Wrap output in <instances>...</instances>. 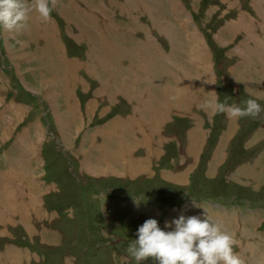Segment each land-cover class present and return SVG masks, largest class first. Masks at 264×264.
<instances>
[{"label":"rangeland","instance_id":"1","mask_svg":"<svg viewBox=\"0 0 264 264\" xmlns=\"http://www.w3.org/2000/svg\"><path fill=\"white\" fill-rule=\"evenodd\" d=\"M49 3L0 28V264H136L146 219L203 213L264 264V112L207 106L264 105V0Z\"/></svg>","mask_w":264,"mask_h":264},{"label":"clouds","instance_id":"2","mask_svg":"<svg viewBox=\"0 0 264 264\" xmlns=\"http://www.w3.org/2000/svg\"><path fill=\"white\" fill-rule=\"evenodd\" d=\"M32 6L42 18H50L49 0H34ZM30 11L28 0H0V28L10 31L26 28ZM241 103L243 106L229 104L227 98L221 101L217 94L207 106L230 118L258 117L264 112V105L258 99L249 97ZM237 243L234 234L225 231L221 222L209 218L206 213L180 214L166 221L163 228L157 219H146L126 251L136 264L149 258L156 264H244L235 251Z\"/></svg>","mask_w":264,"mask_h":264},{"label":"bare ground","instance_id":"3","mask_svg":"<svg viewBox=\"0 0 264 264\" xmlns=\"http://www.w3.org/2000/svg\"><path fill=\"white\" fill-rule=\"evenodd\" d=\"M126 1H128V0H126ZM172 3V2H171ZM235 3V2H234ZM127 4H129V3H127ZM147 5V4H146ZM232 5V4H231ZM149 6V5H148ZM147 6V7H148ZM237 6V5H236ZM145 7V6H144ZM240 7V6H239ZM73 8H74V6H73ZM146 8V7H145ZM150 8V7H149ZM147 9V8H146ZM242 11V10H241ZM122 12V11H121ZM178 12V11H177ZM176 12V13H177ZM158 13V12H157ZM161 13V12H160ZM175 13V14H176ZM181 13V12H180ZM180 13H177V14H180ZM111 15V14H110ZM162 15V14H161ZM54 16V15H53ZM244 16V15H243ZM89 17V16H88ZM181 17V16H180ZM243 18V17H242ZM246 18V17H245ZM164 19H165V17H164ZM255 19V18H254ZM156 20V19H155ZM184 20V19H183ZM160 21V20H159ZM162 21V20H161ZM257 21V20H256ZM168 22V21H167ZM186 22H188V21H186ZM234 22V21H233ZM156 23H158V22H156ZM235 23V22H234ZM229 24H231V23H229ZM228 24V25H229ZM236 24L237 23H235V26H236ZM255 24H257V23H255ZM67 25V24H66ZM234 24H232V26H228L229 28H231V27H234L233 26ZM167 27H165V30H166V35H167V37L171 40V38H173L174 36H176V35H174V33H175V31H174V28L172 29L171 27L169 28V26L168 25H166ZM237 26H239V27H241V29L240 30H242V28L245 30L246 29V32H247V36L246 37H249V39H251L252 41L253 40H256L257 42V44L259 43L258 42V40H257V38L255 37V36H253V32H256V30H255V28L257 27H255V25L253 24V22H250L249 20H246V19H240V21L238 22V25ZM37 28V27H36ZM175 28H177V27H175ZM198 28V27H197ZM112 29V28H111ZM232 29V28H231ZM237 29H238V27H237ZM178 30V29H177ZM37 31V30H36ZM180 32H181V30H180ZM179 33V32H178ZM114 34H115V31H114ZM256 34V33H255ZM119 35V34H118ZM258 36V35H257ZM194 38V37H193ZM104 42V41H103ZM245 42H243V44H244ZM107 44H108V42H107ZM125 45V44H124ZM143 45V44H142ZM151 45H153V44H151ZM242 45V44H241ZM245 45V44H244ZM147 48H150L151 49V47H148V46H146ZM146 47H144V46H141L139 49H138V53H139V55L141 56V58H145V50H146ZM132 49V48H131ZM154 50H155V48H154ZM148 51H149V49H148ZM159 51V50H158ZM48 52V51H47ZM152 52V51H151ZM43 53V52H42ZM151 54H153V53H151ZM151 54H148V55H150L151 56ZM248 55V54H247ZM42 56V55H41ZM255 56V55H254ZM158 57V56H157ZM163 57V56H162ZM156 58V57H155ZM51 59V58H50ZM158 60V59H157ZM244 64V63H243ZM55 65V64H54ZM62 65V64H61ZM66 65V64H65ZM241 65V64H240ZM54 67H56V65L54 66ZM67 68H69V67H67ZM72 68H74V67H72ZM199 68V67H198ZM250 68V67H249ZM248 68V69H249ZM230 70V69H229ZM261 70V69H260ZM52 71V70H51ZM243 72V71H242ZM252 75V74H251ZM253 77V76H252ZM258 80V79H257ZM190 81V80H189ZM51 83V82H50ZM257 83H259V82H257ZM52 84V83H51ZM57 89V88H56ZM96 90V89H95ZM256 90V89H255ZM168 91H169V88H168ZM49 92V91H48ZM47 92V93H48ZM167 92V91H166ZM257 92H259V90H257ZM52 93V92H51ZM180 93V92H179ZM263 92H261L260 94H262ZM49 94V93H48ZM181 94V93H180ZM264 94V93H263ZM178 95V94H177ZM258 95V94H257ZM179 96V95H178ZM261 96V95H260ZM128 99V98H127ZM165 99V98H164ZM146 101V100H145ZM168 101V100H167ZM164 102V101H163ZM147 103V102H146ZM141 104V103H140ZM53 106V105H52ZM166 107V106H165ZM46 108V107H45ZM8 109V108H7ZM21 110V109H20ZM137 110V109H136ZM135 110V111H136ZM22 111V110H21ZM158 111V110H157ZM14 113V112H13ZM10 116V115H9ZM60 119V118H59ZM10 125V124H9ZM42 130V129H41ZM44 133V132H43ZM173 137V136H172ZM19 142V141H18ZM21 145V144H20ZM38 154V153H37ZM39 160V159H38ZM40 168V167H39ZM39 171V170H38ZM148 195V194H147ZM227 230V229H226ZM228 231V230H227Z\"/></svg>","mask_w":264,"mask_h":264},{"label":"crops","instance_id":"4","mask_svg":"<svg viewBox=\"0 0 264 264\" xmlns=\"http://www.w3.org/2000/svg\"><path fill=\"white\" fill-rule=\"evenodd\" d=\"M140 61H141V62H144V61H143V58H141Z\"/></svg>","mask_w":264,"mask_h":264}]
</instances>
